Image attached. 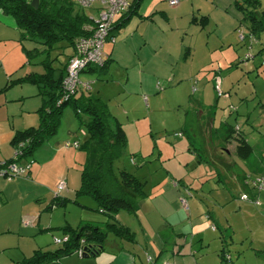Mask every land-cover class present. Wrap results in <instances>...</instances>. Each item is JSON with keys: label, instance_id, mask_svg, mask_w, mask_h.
<instances>
[{"label": "rangeland", "instance_id": "rangeland-1", "mask_svg": "<svg viewBox=\"0 0 264 264\" xmlns=\"http://www.w3.org/2000/svg\"><path fill=\"white\" fill-rule=\"evenodd\" d=\"M83 11L95 14L90 8ZM139 14L145 17L134 15L104 43L103 53L111 52L113 58L105 72L79 75L81 82L88 83L85 92L104 100L124 128V154L117 164L146 180V196L140 198L137 209L121 210L115 216L134 231L138 242L132 246V257L124 252L114 257L117 242L108 234L104 251L86 260L133 264L134 257L136 264H264V64L259 67L258 58H252L253 64L244 57L256 53V42L250 44L249 36L238 41L246 28L236 29L241 14L234 0H182L175 6L167 0H143ZM202 15L206 16L203 23ZM260 36L264 38L263 33ZM25 45L34 47L29 41ZM70 52L71 47L52 49L50 56H57L54 65L66 62ZM41 59L39 55L25 63L14 75L30 67L42 70ZM215 75L228 95L217 96ZM225 121L240 125L252 148L248 157H240L232 145L224 143L220 126ZM84 131L72 108L64 107L56 133L37 148L50 143L57 155L42 162L46 153L40 157L36 150V160L30 159L31 164L41 163L43 181L61 171L51 195L62 192L61 196L71 198L48 217L49 237L40 235L45 249L60 246L52 236H62L60 227L66 220L76 227L81 208L91 222L108 219L94 209L89 196H79L88 207L73 203L85 159L84 149L73 142L82 140ZM68 171V184L65 181L58 191V180H66ZM256 179H260L258 185ZM22 218V222L35 219ZM166 228L181 234L182 253L175 252L178 247L160 249L158 232L163 234ZM221 248L230 259H220ZM156 253L160 256L153 263Z\"/></svg>", "mask_w": 264, "mask_h": 264}, {"label": "trees", "instance_id": "trees-1", "mask_svg": "<svg viewBox=\"0 0 264 264\" xmlns=\"http://www.w3.org/2000/svg\"><path fill=\"white\" fill-rule=\"evenodd\" d=\"M140 1L134 0L128 11L114 20L109 39H112L115 30L136 12ZM30 2L31 0H0L1 13L15 20L20 31L19 41L34 43L32 48L22 46L28 62L30 63L39 55L42 56L38 62L42 70H33L21 77L11 79L4 87L6 89L12 84L30 83L38 88V94L41 97V104L37 109L38 125L17 130L12 136L11 143L14 150L19 145L20 155L17 160L18 162L26 160L28 163L31 161L36 148L56 133L63 108L70 106L80 125L85 128L83 139L75 140L77 147L84 149L85 159L73 202L88 207L80 201L79 196H89L95 202L94 209L108 217L101 224L91 221L76 227L66 224L60 227V230L68 238L60 243L59 247L36 249L30 256L15 263L49 264L58 262L63 256L76 253L78 249L82 251L80 255L82 258L99 254L104 251L108 234H112L123 242L132 243L135 240L134 231L120 223L115 216L121 210L131 213L137 209V199L146 196L144 191L146 180L134 175L124 165L117 164L124 154L126 135L121 122L109 110L108 104L99 96L86 93L82 88H77L70 93L63 86L66 66L73 55L75 41L93 30V19L83 11L75 10L73 0H38L36 7ZM234 4L241 14L236 29L244 25L246 30L241 32L244 39L246 36H252L255 41V38L264 32V8L261 0H234ZM192 18L195 19V16ZM204 18L206 16L202 15L199 20L203 23ZM238 40L243 42L239 37ZM56 43L59 44L55 46ZM56 47H71L72 52L68 55L66 62L54 65L57 56L51 57L50 52ZM187 51L186 49L185 52ZM257 53L246 54L244 57L254 59ZM110 60L106 58L101 65H89L81 72H105ZM261 63H264V58L260 60ZM223 93L228 95L227 91ZM230 108L236 111L234 106ZM220 127L223 129L221 137L224 143L232 145L234 152L240 157H248L252 148L241 131L240 125L225 121ZM178 136L181 134L178 133ZM12 158L13 156L4 162L11 161ZM28 172L29 170L24 176L28 175ZM52 201L60 205L66 203L65 199H60L58 196ZM215 229L216 226L213 225L212 230ZM180 250L177 248L175 252L179 254ZM219 257L222 261L230 259L224 248L219 250ZM152 262L155 263L156 260ZM160 264H168V262Z\"/></svg>", "mask_w": 264, "mask_h": 264}, {"label": "crops", "instance_id": "crops-1", "mask_svg": "<svg viewBox=\"0 0 264 264\" xmlns=\"http://www.w3.org/2000/svg\"><path fill=\"white\" fill-rule=\"evenodd\" d=\"M133 1L134 0H131V3ZM142 2L143 0L139 2L136 12L132 13L123 23V25L119 26L115 30V33L122 27H126L131 19H133L134 15H139L141 18L145 17V14H139V8ZM262 7L264 8L263 5ZM74 8L78 11L84 10V8L79 7L75 3ZM89 8L94 10L95 14L92 15L84 11L83 12L90 18L94 19L97 14V6ZM124 14H119L114 20H117ZM236 20H238V17ZM262 33L264 34V32ZM19 34L20 31L16 26L15 20L9 15L2 14L0 11V164L4 162V160L10 158L14 152L11 139L15 131L31 126L36 127L39 122L37 109L41 104V97L38 94V88L35 85L30 83H16L4 89L9 80L21 77L26 73L33 71L30 67V69L22 71L21 75H14L15 72L22 68L25 63L29 64L22 46L26 48L28 47L25 45V41L22 43L19 41ZM260 35L261 34L255 38V44L257 47L256 53L258 52L255 58H258L256 65L259 67H261L260 60L264 56V38H262ZM104 55L105 59L110 58V61H112L113 58L111 57V52L108 54L105 53ZM251 62L255 64L253 59ZM212 81L214 84V78ZM69 134L70 131H68V134H65L67 135L65 137L67 138L66 142L69 139ZM36 150L38 151L37 153L40 157L43 152L46 153L42 162L47 159H52L57 155V151L52 149V144L50 143L44 148H36ZM64 152L66 151L61 152L63 160H65ZM33 157L35 159L34 154ZM19 162L25 164L28 163L26 160H20ZM67 163L69 162H66V164ZM41 168V163L31 164V162H29V172L26 176H18L11 179L0 176V264H15L22 258L30 256L34 250L45 249L46 243H44L40 235L45 234V237H49L47 230L51 228V222L48 221V217H50L55 212L57 207L66 205V203L64 205L55 204V201L57 202V200L53 202L52 200L54 197L51 195L55 190V184L57 182L56 179L61 175V171L59 172L60 175H53L52 180L43 181V179L40 178L41 174L39 173ZM69 172L70 171L65 174L66 182L71 176L69 174L67 178ZM41 182H45V184ZM37 184L39 187L35 186ZM61 194L63 193L60 192L58 198L65 200L70 199L69 201H71V198H69L68 195L61 196ZM66 194L68 193L66 192ZM139 200L140 199H137V204ZM24 216H32L35 219L34 221L24 220L22 222L21 218ZM89 220L90 218L88 216V212H84L81 208L76 226ZM65 222L66 223L64 225L69 224L72 226L71 221L66 220ZM158 234L160 235L158 241L160 244H163L160 249L163 251L168 250V247H170L169 250H174L175 247H178L180 250L184 246L182 245L184 244V241L181 238V234H173L172 229L166 228L163 234H160V232H158ZM111 238H113V241L117 242L115 245L113 244V246L118 249V252L115 255L113 254L114 257L119 255L121 252L128 253L132 257V253H134L132 246L138 242L136 237L132 243L123 242L121 239L116 238L115 236H112ZM154 243L155 241L153 244ZM158 252L159 251H157V253ZM180 252L182 253L181 250L179 253ZM97 255L88 258H80L78 256L75 257L74 253H72L61 257L58 260V263L93 264L91 261L86 259H93ZM159 256L160 255L157 254L153 259L149 255L147 260L149 257L153 260H157ZM132 260L131 262L136 264L134 257Z\"/></svg>", "mask_w": 264, "mask_h": 264}, {"label": "built area", "instance_id": "built-area-1", "mask_svg": "<svg viewBox=\"0 0 264 264\" xmlns=\"http://www.w3.org/2000/svg\"><path fill=\"white\" fill-rule=\"evenodd\" d=\"M81 8L92 7L93 3H97V14L94 17V27L91 32L86 36L79 37L74 44L73 55L69 58L65 75L63 78V86L65 90L73 93L77 88L88 87V83L81 82L79 80V74L81 71L89 65H101L105 59L103 53L104 43L110 38V30L114 19L119 14H124L128 11L131 0H73ZM170 6L179 4L182 0H167ZM240 40H244L243 34L240 32L238 35ZM254 40L252 36H249L250 44ZM249 56V55H247ZM264 64V63H263ZM220 77L214 76V90L217 96L224 95L220 86ZM226 95V93H225ZM73 144L77 146V141ZM20 155L19 145L13 152V158L11 161L2 162L0 164V176H4L11 179L15 176L24 175L29 170V163H20L17 157ZM256 185L260 183V179H256L254 182ZM65 186V180H58L57 189L62 190ZM246 198V195L242 196ZM68 236L53 237V241L56 243H62L67 240ZM79 256L82 251L77 250ZM150 257L148 258V261Z\"/></svg>", "mask_w": 264, "mask_h": 264}, {"label": "water", "instance_id": "water-1", "mask_svg": "<svg viewBox=\"0 0 264 264\" xmlns=\"http://www.w3.org/2000/svg\"><path fill=\"white\" fill-rule=\"evenodd\" d=\"M30 4L34 7L37 6L38 4V0H31ZM49 264H59L58 262H52V263H49Z\"/></svg>", "mask_w": 264, "mask_h": 264}, {"label": "bare ground", "instance_id": "bare-ground-1", "mask_svg": "<svg viewBox=\"0 0 264 264\" xmlns=\"http://www.w3.org/2000/svg\"><path fill=\"white\" fill-rule=\"evenodd\" d=\"M86 68V67H85Z\"/></svg>", "mask_w": 264, "mask_h": 264}]
</instances>
